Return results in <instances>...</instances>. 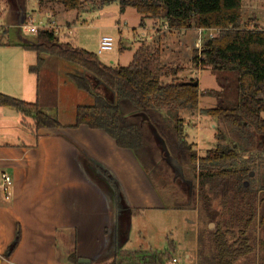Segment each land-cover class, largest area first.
<instances>
[{
  "label": "trees",
  "instance_id": "obj_1",
  "mask_svg": "<svg viewBox=\"0 0 264 264\" xmlns=\"http://www.w3.org/2000/svg\"><path fill=\"white\" fill-rule=\"evenodd\" d=\"M38 3L46 8L61 6L66 11H78L85 0ZM112 3L119 4L121 14L132 8L142 22L161 21L170 30L217 32L213 38L207 34L202 37L192 63L200 70L229 73L234 80L223 85L224 92L209 91L208 95L218 99V105L202 109L200 114L232 126L240 143H225L226 138L219 133V144L198 156L196 145L187 138L188 121L182 113L192 115L198 111L199 83L179 78L182 68L163 66L158 47L143 44L130 65L105 66L96 54L62 42L54 30L42 28L36 43L29 47L38 56L30 71L37 74L43 65L42 55L47 54L73 63L90 75L86 79L72 77L80 90L92 94L91 85L101 83L106 91L95 95L93 105L77 108L73 127L101 130L118 148L130 151L167 209L197 210L198 264H254L257 250L264 247V242L256 238L257 227L264 226V213L260 212L264 184L257 187L253 169L238 168L236 164L245 155L249 158L244 163L254 162V148L264 146V28H249L244 23L242 0H100V8ZM234 83L236 92L232 95L228 90ZM0 108L15 109L24 122L30 119L32 125L28 126L34 132L62 128L39 110L38 103L0 93ZM102 170L114 190L116 213L129 214L131 210L124 207L117 181ZM118 224L126 226L127 222ZM18 243L19 235L8 253ZM157 257L149 264H165L168 252ZM70 260L79 264L76 255Z\"/></svg>",
  "mask_w": 264,
  "mask_h": 264
},
{
  "label": "crops",
  "instance_id": "obj_2",
  "mask_svg": "<svg viewBox=\"0 0 264 264\" xmlns=\"http://www.w3.org/2000/svg\"><path fill=\"white\" fill-rule=\"evenodd\" d=\"M51 8L46 9L50 11L46 12L48 22L45 26L52 24L67 30L64 33L69 34L75 19H66L68 12L65 9L60 11L63 13V17H60L59 11L55 12ZM253 15L255 17L256 14ZM75 18L78 21L79 17ZM58 20L60 25L57 24ZM40 22L44 24V21ZM146 22L140 19V28H144ZM151 22L153 35L150 42L139 39L136 50L143 44L158 47L162 60L165 42H177L179 46L187 48L192 31L197 34L193 38L192 53L200 46L202 30H170L161 21ZM257 24L260 26L259 22ZM1 27L0 93L26 103H38L39 110L58 121L62 128L34 132L28 126L32 125L30 119L27 120L31 122H24L22 115L15 109L0 108V183L3 173L13 178L12 197L8 203L0 201V264H73L70 260L72 255H76L79 260H89V264H149L164 252H168L165 264L173 263V260H177L174 264H198L197 210H192L196 212V224L192 223V229L179 236L164 231L163 240L156 250L152 247L145 249L140 244L131 246V228L128 223L126 226L118 224L117 220H121L123 214L116 213L114 190L102 169L107 170L117 181L124 207L131 210L127 214L129 220L147 211L173 210L166 208L162 197L130 151L118 148L101 130L73 127L77 108L84 106L81 101L88 95L87 101L94 103L95 95H102L106 91L102 84L94 82L91 85L92 94L80 90L72 77L86 79L90 75L75 64L68 69V61L47 54L42 55L40 71L32 73L30 69L36 66L38 56L29 47L36 43V38L30 43H6L1 35L6 33L5 26ZM126 49L129 48L122 45L119 51ZM49 61L53 63L48 68ZM43 72H54L57 80L56 89L51 91V96L46 93L45 98L40 93V75ZM200 101L198 111L191 115L192 119L206 117L200 114L203 109ZM91 102L87 103L88 106ZM192 119H187L190 132L196 126L191 123ZM185 132L190 140L187 128ZM194 144L198 148V156H202L199 154V143ZM218 144L217 138L211 142V146ZM112 224L113 233L110 232ZM209 227L214 229V224ZM137 233L141 240L144 231L138 230ZM169 234L174 237L170 238ZM18 235L17 247L8 253ZM256 235L259 239L258 227ZM259 253L257 250L254 264H259Z\"/></svg>",
  "mask_w": 264,
  "mask_h": 264
},
{
  "label": "rangeland",
  "instance_id": "obj_3",
  "mask_svg": "<svg viewBox=\"0 0 264 264\" xmlns=\"http://www.w3.org/2000/svg\"><path fill=\"white\" fill-rule=\"evenodd\" d=\"M242 3V18L244 23L246 22L245 24H247L249 28L257 27V22L260 23L261 27H264V0H242ZM46 7L45 4L43 6H39L38 0H0V17H3L0 20V32L3 31L1 26H5L6 31L4 34L1 33V35H3V41L6 43L16 41L30 43L35 40L36 35H31V33L28 30H24L22 26L26 23L28 17L32 18V22L35 26H45L46 22H48L46 12L49 13L50 11L46 10ZM51 9L55 10V12L59 11L60 13V11L64 8H58L57 6ZM67 12L66 19L70 21L75 19L73 22L75 24L72 26L71 32L69 34L67 33L68 36L64 33L67 30L58 29V35L61 41L65 43H72L79 48L96 54L99 61L105 66L117 67L130 65L135 51H137L136 48L138 47V40L144 39L150 42V37L153 35V22H151V20H147L145 27L140 28V16L136 13V11L132 8H127L125 13L121 14L118 3H112L104 6V8H100V0H85L84 7L81 10ZM253 13L256 14V18L253 17ZM76 16L79 17L78 21H76ZM60 17H63V13H60ZM40 21H44V24ZM57 24L60 25L59 20L57 21ZM196 35V32L192 31V37L189 36L188 38L189 47L187 48L181 47V45L179 46L177 42H165V45H163L164 47H162L164 53L162 54L161 64L172 68H180V66L183 67L184 70H182L179 74V78L187 77L188 79L197 80L199 83L201 99L200 107L203 109L216 108L218 105V99L208 95L209 91L215 90L224 92L225 90H223V85L228 86L234 78L229 73H217L212 71L211 68H207L203 71L199 69L197 70L195 65L191 62V58L193 59V53L196 50H200L198 49L199 47L195 48L192 53V45L194 43L193 38H195ZM104 36L111 37L115 41V47L110 52L98 55V42ZM196 43L197 42L195 41V44ZM122 45L125 48L128 47L129 49L120 52L119 48ZM168 46H170V50H168ZM178 51L182 52V55L179 56L180 52ZM1 53L2 51L0 52V57L2 56ZM52 63L53 61H49L47 67L49 68ZM72 66L75 65L70 62L67 63L68 69H71ZM164 82H170V79H165ZM56 86L57 80L54 72L52 74L48 72L41 73L40 93L42 97L45 98L47 95L51 96V91L55 90ZM235 87V83L231 84L228 93L235 95ZM87 98L84 99L83 102L81 101V105L88 106L87 103H90L91 101H87ZM92 103L93 101L91 104ZM182 116L188 119V121H191L193 117L189 113H182ZM262 118L264 119V113L262 114ZM27 121L31 122L30 120ZM191 123L196 126H194V129L190 132V129L187 127L189 122L186 125V128L191 135L189 141L199 143V148L201 149L199 154L202 156L208 149L216 147L211 146V142L215 141L219 133L224 135L226 138L225 143H240L238 134L234 128L223 123L217 118L206 116L203 119H198L194 117ZM258 142L259 141H257V143ZM196 149L198 150L197 147ZM244 157L249 158L246 155ZM253 157H255V161L252 163H244V159L238 160L236 167L239 168L249 166L253 169L252 177L256 181V186L260 187L261 184H264V146H256L253 150ZM0 201L4 203L9 202L8 200H5L1 188ZM260 212L264 213V206L260 209ZM121 217L122 219L118 220V222H127L132 230L133 237L130 242L131 246L140 244L143 245L145 249L147 247H152L155 250L163 240L162 234L164 231H168L170 234L179 236L180 234L187 232V230L192 229V223L193 225L194 223L196 224V212L192 210H173L170 212L147 211L133 220H129L127 214H124ZM138 230H142V232L144 231L141 240L137 237ZM110 232H114L113 224L110 227ZM258 234L259 239L256 235L258 241L261 240L264 242V226L261 228L258 227ZM173 237L174 236L170 235V238ZM259 252V264H264V247L263 250L259 249ZM104 255L106 254L104 253Z\"/></svg>",
  "mask_w": 264,
  "mask_h": 264
},
{
  "label": "built area",
  "instance_id": "obj_4",
  "mask_svg": "<svg viewBox=\"0 0 264 264\" xmlns=\"http://www.w3.org/2000/svg\"><path fill=\"white\" fill-rule=\"evenodd\" d=\"M22 27L24 30H28L32 34H37L38 31L42 28L43 29H50V30L55 29L54 31L57 34H58V31L60 30L59 28H57V27L55 28V26H52V24H50L49 26H43V27L35 26L32 22V18H30V17H28L26 23ZM202 31H203V36L207 34V36L210 38L215 37L216 33H217L215 31H204V30H202ZM201 40H202V38H201ZM200 45H201V42H200ZM114 47H115V41L111 37L104 36L98 42L97 53H98V55H101L105 52H110L114 49ZM198 49H200V46ZM0 188L2 189L4 198L6 200H10V198L12 197V188H13V178L11 175H9L7 173H3L1 175ZM176 262H177V260H173V263L167 262L166 264H174Z\"/></svg>",
  "mask_w": 264,
  "mask_h": 264
},
{
  "label": "water",
  "instance_id": "obj_5",
  "mask_svg": "<svg viewBox=\"0 0 264 264\" xmlns=\"http://www.w3.org/2000/svg\"><path fill=\"white\" fill-rule=\"evenodd\" d=\"M161 142H162V146H163L164 151L166 152V154H168V151H167V149H166V145L164 144L163 141H161ZM173 163L176 165L177 168H180V167L177 165V163H176L175 161H173ZM179 172H180V175L182 176L183 174H182V170H181V169H179ZM211 228H213V225L211 226ZM15 241H16V238L14 239L13 243H14ZM13 243H12V244H13ZM12 244H11V245H12ZM79 263H80V264H89L90 261H89V260L81 259V260H79Z\"/></svg>",
  "mask_w": 264,
  "mask_h": 264
}]
</instances>
